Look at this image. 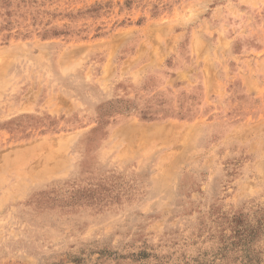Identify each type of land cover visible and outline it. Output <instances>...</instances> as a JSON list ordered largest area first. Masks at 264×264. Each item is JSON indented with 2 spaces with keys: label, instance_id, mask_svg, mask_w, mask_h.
Instances as JSON below:
<instances>
[{
  "label": "rangeland",
  "instance_id": "1",
  "mask_svg": "<svg viewBox=\"0 0 264 264\" xmlns=\"http://www.w3.org/2000/svg\"><path fill=\"white\" fill-rule=\"evenodd\" d=\"M0 264H264V0H0Z\"/></svg>",
  "mask_w": 264,
  "mask_h": 264
}]
</instances>
